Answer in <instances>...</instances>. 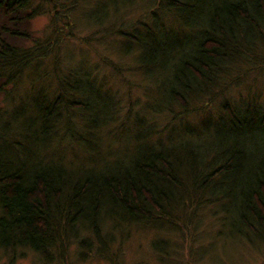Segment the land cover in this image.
I'll return each mask as SVG.
<instances>
[{
	"label": "trees",
	"instance_id": "obj_1",
	"mask_svg": "<svg viewBox=\"0 0 264 264\" xmlns=\"http://www.w3.org/2000/svg\"><path fill=\"white\" fill-rule=\"evenodd\" d=\"M44 1L52 5L51 25L55 26L58 21L69 24L62 20L60 7L85 0ZM37 2L31 7V0H0V77L5 75L3 71L20 73L29 63L25 55L36 49L34 46L20 52L19 41L32 38L30 18L42 10L41 3L44 6L43 0ZM156 3L151 21L141 22L143 30L135 34L140 28L136 25L132 32L121 28L115 32L140 46L141 68L148 74L152 68L159 70L151 77L159 93L152 104L157 112L167 105L164 99L186 108L187 100L201 98L204 91L218 87L213 85L222 81L232 66L235 78L241 75L238 66L246 70L263 63L264 53L258 52L257 46L261 41L264 47V0ZM158 9L178 20V31L165 27ZM106 22L97 19L96 25ZM112 25L108 26L114 32ZM180 26H190L188 32L194 35ZM244 63L247 66L243 67ZM54 68L58 72L57 66ZM4 82L0 78V87ZM56 82L58 95L51 109L45 113V106L39 112L43 135L54 126L59 107L80 110L95 119L108 103L101 98L89 99L94 88L82 70L58 73ZM249 102L252 108L246 107L242 114L238 107L222 104L225 114L221 109L216 117L209 143L201 136L194 143L190 136H178L176 140L170 136L168 142L142 141L130 155L88 170L35 160L37 153L28 148L24 155H18L9 143L1 142L4 138L0 139V247L30 248L50 263L63 259L69 247L77 243L81 250L94 248L97 256L105 255L110 260L107 249L115 240L114 230L124 232L123 223L187 226L197 217L208 193L212 200L222 199L227 212L232 210L233 218L250 228L251 216L262 224L264 149L259 153L253 149L258 141L264 144V104ZM258 113L262 118L253 125L250 120L257 119ZM70 122L66 119L69 128ZM207 123H212V118ZM26 130L25 135L31 131L29 135L40 137L37 128L26 126ZM251 229L253 237L263 238L258 229Z\"/></svg>",
	"mask_w": 264,
	"mask_h": 264
},
{
	"label": "rangeland",
	"instance_id": "obj_2",
	"mask_svg": "<svg viewBox=\"0 0 264 264\" xmlns=\"http://www.w3.org/2000/svg\"><path fill=\"white\" fill-rule=\"evenodd\" d=\"M37 3L31 0V7ZM128 3V0H85L71 7L62 6L58 12H63L62 20L69 24L58 21L52 26V5L43 0L42 10L30 18L32 38L19 41L20 52L36 46L24 57L29 63L20 73L8 70L0 77L5 79L0 87V139L4 138L1 142L9 143L18 155H24L28 148L37 153L35 160L88 170L130 155L142 141L168 142L170 136L175 140L178 136H190L194 143L201 136L209 143L212 125L224 111V102L238 107L240 114L246 107L252 108L249 101L264 104L263 61L246 70L238 66L241 75L235 78L232 66L222 81L213 85L218 87L204 91L201 98L187 100L186 108L177 101L164 99L167 105L157 112L158 108L152 104L157 102L159 93L151 77L159 70L152 68L148 74L141 68L140 46L115 31L121 28L132 32L138 25L137 34L144 29L141 22L151 21V12L157 10L158 4L156 0ZM158 10L165 27L177 30L178 20L163 9ZM97 19L107 22L96 25ZM110 23L114 24V32L108 26ZM180 27L188 35H194L191 30L188 32L190 26ZM260 42L257 51L264 53ZM75 69L85 72L92 83L94 94L90 91L89 99L101 98L108 103L95 119L89 113L59 107L54 126L49 128L48 135H43L39 112L48 106L43 110L47 113L58 95L57 74ZM7 78L10 79L6 81ZM68 118L70 128L66 124ZM211 118L212 123L208 124ZM260 118L258 113L257 119L250 121L255 125ZM26 126L37 128L40 137H32L31 131L25 135ZM206 128L208 132L203 135ZM255 148L253 151L259 153L264 144L258 141ZM208 196L197 217L187 226L179 223L175 227L168 222L123 223L124 232L115 229V240L107 249L114 262L105 255L97 256L94 248L81 250L73 243L63 259L50 263L30 248L0 247V264H264V236L253 237L251 229L256 228L263 235L264 222L260 224L251 216L250 228L233 218L232 210L227 212L222 199L212 200L210 193Z\"/></svg>",
	"mask_w": 264,
	"mask_h": 264
}]
</instances>
